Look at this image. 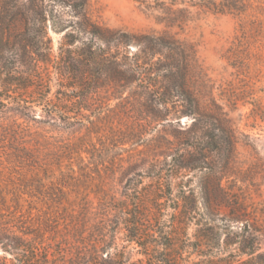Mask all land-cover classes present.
<instances>
[{
    "label": "rangeland",
    "instance_id": "rangeland-1",
    "mask_svg": "<svg viewBox=\"0 0 264 264\" xmlns=\"http://www.w3.org/2000/svg\"><path fill=\"white\" fill-rule=\"evenodd\" d=\"M87 13L105 29L179 43L199 110L106 74L138 44L95 42L105 65L68 74L84 46L49 29L53 61L9 74L0 27V241L37 242V264L246 259L243 222L264 232V0H88ZM160 51L172 55L157 48L153 63L165 62Z\"/></svg>",
    "mask_w": 264,
    "mask_h": 264
},
{
    "label": "trees",
    "instance_id": "trees-1",
    "mask_svg": "<svg viewBox=\"0 0 264 264\" xmlns=\"http://www.w3.org/2000/svg\"><path fill=\"white\" fill-rule=\"evenodd\" d=\"M87 5L88 0H0V27L10 32L6 51L11 55L10 59L4 58L2 71L30 76L40 72L42 69L40 64H44L45 60L53 61L49 29L57 33L66 31L65 46H73L77 43H82L84 46L75 54L71 66L67 67L68 74H87L84 68L88 62L99 61L100 65L105 63L102 60L103 54L94 51L91 46L95 42L124 48L138 44L142 49L140 54L121 53L122 59H119V63L108 61L110 66L103 69L106 74L116 77L123 84H131L139 80L148 93L160 94L159 91L162 90L165 92L162 95L166 97V102L177 99L178 102L188 105L186 108L190 114H196L199 110V102L185 88L186 68L181 66L183 61L180 58L183 52L180 44L161 36H147L142 40L120 30L102 28L89 17ZM223 5L230 10L236 8V5ZM61 7L70 8L75 20L64 21L58 11ZM157 48L170 51L169 54H172L164 58V51L158 53L165 59V62L159 59V63L163 64L159 69L155 67L160 64L152 61L157 54ZM79 64L83 65V68L78 69ZM157 74L161 75L157 76ZM10 87L8 83L4 85L5 91ZM47 101L46 98L39 102L48 105ZM229 143L233 145V141L230 140ZM243 223L241 233H236L235 236L236 243L240 245L237 252L240 256H246V259L241 258L235 261V264H264V232L257 229V221L246 220ZM7 240L5 243L2 239L0 243L5 245L3 251L5 254H10L12 259L0 257V264L39 263L40 246L37 242L14 238Z\"/></svg>",
    "mask_w": 264,
    "mask_h": 264
}]
</instances>
